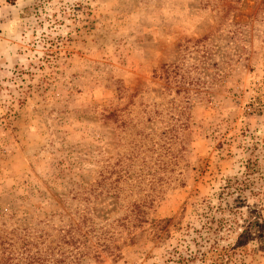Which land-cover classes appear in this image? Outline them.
Here are the masks:
<instances>
[{
  "label": "rangeland",
  "instance_id": "rangeland-1",
  "mask_svg": "<svg viewBox=\"0 0 264 264\" xmlns=\"http://www.w3.org/2000/svg\"><path fill=\"white\" fill-rule=\"evenodd\" d=\"M84 213L121 249L81 264H175L245 229L228 264H264V0H0V264Z\"/></svg>",
  "mask_w": 264,
  "mask_h": 264
},
{
  "label": "trees",
  "instance_id": "trees-1",
  "mask_svg": "<svg viewBox=\"0 0 264 264\" xmlns=\"http://www.w3.org/2000/svg\"><path fill=\"white\" fill-rule=\"evenodd\" d=\"M229 186L232 185L229 184ZM114 188H117V186ZM238 189L243 191L240 187ZM144 207L145 205L143 203L134 201L129 207V212L125 217L118 220V222H121L120 226L128 232L129 241L131 243L136 239V235H134L133 231L137 228H141L145 222ZM226 210L227 209L224 208L221 209L222 212ZM230 212L233 214L237 211L232 209ZM232 220L233 219L223 218L222 221L218 222L217 227L210 228V230L214 229L213 232L216 234L227 228L233 230L236 227V225L233 224L236 223L237 220L235 218L233 221ZM168 222L169 220L157 221L154 223L153 228L159 225L160 230H164ZM252 225L262 229V226L258 223H253ZM111 227L112 225L108 223H106L105 226L97 225L91 214L84 213L76 226H70L67 230L62 231V235H59L58 241L54 242V244L56 243L54 246L51 243L44 250H37V252L33 253L27 248L21 255L22 258H24L23 264H81L82 259L86 257L92 256L93 258H98L100 257L99 252L92 247L91 241L93 239L97 241L96 245L102 248L101 252H108L109 254L119 257L120 255L116 253V250H120L121 247L113 242L115 233L111 232ZM249 237L250 230L245 229L238 237L236 245L231 249H220V247L212 246L209 250H203L204 245L196 244L195 246H197V249L192 250L190 245H188L186 250L184 249L180 252H176L173 262L175 264H208V261L212 260L209 264H228L232 255L236 254V251L246 244ZM41 238L42 237H39V239ZM41 244H43V242ZM26 251H28L27 254ZM211 254H213V259L209 256Z\"/></svg>",
  "mask_w": 264,
  "mask_h": 264
}]
</instances>
